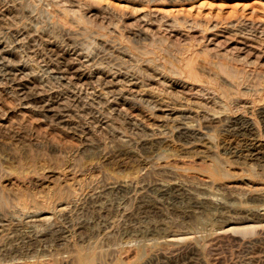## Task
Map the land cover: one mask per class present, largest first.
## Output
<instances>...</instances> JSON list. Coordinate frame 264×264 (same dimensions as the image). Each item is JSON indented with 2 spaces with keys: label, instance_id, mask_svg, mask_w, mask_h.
Masks as SVG:
<instances>
[{
  "label": "rangeland",
  "instance_id": "374dc122",
  "mask_svg": "<svg viewBox=\"0 0 264 264\" xmlns=\"http://www.w3.org/2000/svg\"><path fill=\"white\" fill-rule=\"evenodd\" d=\"M262 112L264 0H0V264H264Z\"/></svg>",
  "mask_w": 264,
  "mask_h": 264
},
{
  "label": "bare ground",
  "instance_id": "6f19581e",
  "mask_svg": "<svg viewBox=\"0 0 264 264\" xmlns=\"http://www.w3.org/2000/svg\"><path fill=\"white\" fill-rule=\"evenodd\" d=\"M27 38V37H26ZM68 48V47H67ZM57 54V53H56ZM55 54V55H56ZM96 56V55H95ZM61 58V57H60ZM100 58V57H99ZM58 60V59H57ZM13 88V87H12ZM17 90V89H16ZM25 90V89H24ZM21 91H23V90H21ZM19 93V92H18ZM10 94H12V93H10ZM20 96V95H19ZM50 99V98H49ZM30 100L31 101H37V98L34 96V95H31L30 94ZM40 101V100H39ZM97 101V100H96ZM47 102V101H46ZM98 102V101H97ZM24 104V103H23ZM44 104V103H43ZM27 105V104H26ZM41 105V104H40ZM45 106H47V110H51L50 109V105H45ZM68 106V105H67ZM43 110H45V109H43ZM60 112V111H59ZM64 112V111H63ZM65 113V112H64ZM67 113V112H66ZM81 114H82V112H81ZM87 114V113H86ZM60 116V115H59ZM260 116L262 117V120L264 121V113L262 112V113H260ZM54 117V116H53ZM94 118V117H93ZM213 118V117H212ZM59 119V118H58ZM217 119V118H216ZM60 120V119H59ZM207 122H209L210 121V119L208 118L207 120H206ZM211 121H213V120H211ZM241 122V121H240ZM263 123V122H262ZM55 124V123H54ZM85 124V123H84ZM232 125H234L236 128H233V130H234V132H235V134H239V135H245V134H249L250 133V131H251V126L250 125H248V124H246V123H240V124H238V123H235V124H232ZM231 125V126H232ZM69 126V125H68ZM228 127V126H227ZM230 128V127H229ZM176 129V138H179V139H181V138H183V139H186V140H190L191 141V139L194 137V135H196V134H194V132H192L190 129H188L186 126H184L183 124H179V125H177V128H175ZM86 131V130H85ZM175 131V130H174ZM231 132V131H230ZM231 133H229V135H230ZM234 134V133H233ZM150 136V135H149ZM146 137V136H145ZM248 137V136H247ZM252 138V137H251ZM249 139V138H248ZM185 140V141H186ZM245 140H246V138H245ZM141 141V140H140ZM187 142V141H186ZM246 142V141H245ZM155 144V143H154ZM154 144H153V142H151L150 140H144V141H142L141 143H140V145H139V147H141L142 149L141 150H147V149H151V147H153L154 146ZM246 144V143H245ZM252 145V144H251ZM243 146V145H242ZM138 147V148H139ZM237 148V147H236ZM247 147H245V149H246ZM117 149H119V148H117ZM124 149V148H123ZM242 149V148H241ZM116 150V149H115ZM113 151H114V149H113ZM113 151H112V153H113ZM117 151V150H116ZM119 151V150H118ZM117 151V152H118ZM121 151V150H120ZM120 151H119V153H120ZM126 151V150H125ZM142 152V151H141ZM231 152V151H230ZM242 152V151H241ZM116 153V152H115ZM125 153V152H124ZM233 153V152H232ZM246 155L245 156H243V157H245L246 159H248V160H250V161H255V162H261V161H264V149L263 148H261V147H250V149H248V150H246ZM117 154V153H116ZM116 154H115V156H116ZM133 154H135V153H133ZM228 154H229V152H228ZM245 154V153H244ZM127 155H128V153H127ZM132 155V154H131ZM233 155V154H232ZM114 156V155H113ZM125 156V155H124ZM123 156V157H124ZM134 156V155H133ZM122 157V156H121ZM131 157V156H130ZM116 158V157H115ZM120 158V157H119ZM126 158V157H125ZM134 159V158H133ZM120 160H121V158H120ZM123 160V159H122ZM117 161V160H116ZM140 161V160H139ZM116 163V162H115ZM146 163V162H145ZM122 164V163H121ZM147 164V163H146ZM258 166V165H257ZM168 173V172H167ZM170 174V173H169ZM166 180H168V178L166 179ZM160 181V180H159ZM168 182V181H167ZM169 183V182H168ZM167 183V184H168ZM172 183V182H171ZM108 184V183H107ZM163 184V183H162ZM161 185V183H159V182H157V180H155V181H153L152 182V184H146V185H143V186H141L140 188V190H138L139 191V194H145V195H147L148 197H151L152 198V200H164V201H166V203L169 201H171V200H173V201H176V200H180L182 197H185L186 195H188V197H189V194L191 193H189L188 191H186L184 188H182V187H180V186H177V185H175V184H172L170 187H169V189L167 188V186H166V188L164 187V186H160ZM128 186H126V185H124V184H109V185H107V186H104V187H102V188H99V190L97 189L94 193H93V195L91 196L90 195V197H91V199H90V197L88 198V199H90V201H91V203L93 204V206L95 205V203L96 202H98V201H100V200H102L103 198H104V196L106 195L107 196V194L108 193H114L113 195L115 196V193L116 194H128V193H130V192H134V190L132 189L133 187L131 186V188H129ZM130 189H132V190H130ZM208 192V191H207ZM92 193V192H91ZM198 193V192H197ZM138 194V195H139ZM141 194V195H142ZM110 195V194H109ZM108 195V196H109ZM118 195V196H119ZM136 195V194H135ZM144 195V196H145ZM258 196V195H257ZM123 197V196H122ZM126 197V196H125ZM134 197V196H133ZM132 197V198H133ZM138 197H140V196H138ZM193 197V196H192ZM264 196H262V199H264L263 198ZM121 198V197H120ZM124 198V197H123ZM136 198V197H135ZM189 198H191V197H189ZM198 198V197H197ZM206 198V197H205ZM259 198V197H258ZM261 198V197H260ZM134 199V198H133ZM150 199V198H149ZM193 199H195V198H193ZM141 200V199H140ZM190 200V199H189ZM192 200V199H191ZM198 200V199H197ZM260 201H262V200H260ZM32 202V201H31ZM168 202V203H169ZM257 202H259V200L257 201ZM143 203V202H142ZM145 203V202H144ZM162 203V202H161ZM214 203V202H213ZM140 204V203H139ZM159 204V203H158ZM142 205V204H141ZM140 205V206H141ZM147 205V204H146ZM162 205V204H161ZM163 205H164V203H163ZM186 205H188V204H186ZM214 205H216L217 207H219V204H215L214 203ZM221 205V204H220ZM90 206V205H89ZM156 206V205H155ZM196 206V205H195ZM198 206V205H197ZM86 207H88L87 205H86ZM133 207V206H132ZM137 207H139V206H137ZM147 207H148V205H147ZM151 207V206H150ZM174 207V206H173ZM203 207V206H202ZM69 208V207H68ZM94 208V207H93ZM142 208V207H141ZM157 208V207H156ZM177 208V207H176ZM179 208V207H178ZM215 208V207H214ZM220 208L221 209H224V205L222 206H220ZM226 208V207H225ZM22 209V208H21ZM66 209V208H65ZM89 209V208H88ZM107 209V208H106ZM173 209V208H172ZM189 209V208H188ZM194 209V208H193ZM221 209H220V211H221ZM228 209V208H227ZM226 209V210H227ZM28 210V209H27ZM31 210V209H30ZM30 210H28L27 212L28 213H26L27 214V216H30V218L31 219H33L34 218V215H33V213L30 211ZM97 210V209H96ZM100 210V209H99ZM141 210V209H140ZM144 209H142V211H143ZM147 210H148V208H147ZM153 210V209H152ZM160 210V209H159ZM21 211V210H20ZM22 211H23V209H22ZM30 211V212H29ZM60 211V210H59ZM138 211V210H137ZM142 211H140V212H142ZM149 211H150V209H149ZM155 211H157V209L155 210ZM154 212V211H153ZM152 212V213H153ZM158 212V211H157ZM156 212V213H157ZM160 212V211H159ZM225 212V211H224ZM58 213V212H57ZM146 213H147V211H146ZM145 212H144V214H146ZM152 213H151V215H152ZM156 213H155V215H156ZM181 213V212H180ZM220 213H223L222 211L220 212ZM254 213V212H253ZM264 213V212H263ZM26 214H25V216H24V218L25 217H27L26 216ZM94 214V213H93ZM97 214V213H96ZM121 214V213H120ZM131 214V213H130ZM143 214V215H144ZM160 213H158V215H159ZM177 214V213H176ZM182 214H183V212H182ZM181 214V215H182ZM257 214V213H256ZM150 215V214H149ZM149 215L147 216V217H149ZM187 215V214H186ZM222 215V214H221ZM220 215V216H221ZM63 216V215H62ZM90 216V215H89ZM103 216V215H102ZM126 216V215H125ZM154 216V215H153ZM183 216V215H182ZM258 216V215H257ZM157 217V216H156ZM155 217V218H156ZM187 217V216H186ZM29 218V219H30ZM66 218V217H65ZM91 218V217H90ZM124 218V217H123ZM151 218V217H150ZM257 218V217H256ZM104 219V218H103ZM102 219V220H103ZM125 219V218H124ZM130 219V218H129ZM128 218H127V220H129ZM132 219V218H131ZM140 219V218H139ZM261 219H264V214H263V216L261 217ZM1 220V219H0ZM26 220V219H25ZM92 220V219H91ZM101 220V221H102ZM148 220V219H147ZM153 220H155V219H153ZM159 220V219H158ZM18 221V220H17ZM66 221H69V219L68 220H66ZM80 221H82V220H80ZM89 221V220H88ZM1 222V221H0ZM30 222V221H29ZM32 222V221H31ZM136 222V221H135ZM157 222V221H156ZM17 223V222H16ZM28 223V222H27ZM69 223V222H68ZM100 223V222H99ZM128 223H129V221H128ZM133 223V222H132ZM131 223V224H132ZM145 223V222H144ZM159 223V222H158ZM161 223V222H160ZM172 223V222H171ZM174 224V223H173ZM17 226V225H16ZM86 226V225H85ZM84 226V227H85ZM159 226V225H158ZM172 226V225H171ZM49 227V226H48ZM81 227H82V225H81ZM137 227V226H136ZM151 227V226H150ZM154 227V226H153ZM26 228V227H25ZM104 228V227H103ZM182 228V227H181ZM20 229V228H19ZM19 229H18V231H19ZM47 229V228H46ZM101 229V228H100ZM17 230V229H16ZM166 230V229H165ZM172 230V229H171ZM183 230V229H182ZM185 230V229H184ZM14 231V230H13ZM30 231V230H29ZM52 231V230H51ZM56 231V230H55ZM28 232V231H27ZM40 232V231H39ZM143 232V231H142ZM178 232V231H177ZM176 232V233H177ZM31 233V232H30ZM54 233V232H53ZM57 233V232H56ZM152 233V232H151ZM175 233V231L174 232H171L170 231V233L167 235V237H168V239H169V237L170 238H178V236H179V234H176ZM17 234H20L19 232H17ZM22 234H23V232H22ZM21 234V235H22ZM24 235V234H23ZM53 235V234H52ZM15 236V235H14ZM26 236V235H25ZM166 236V235H165ZM182 236V235H181ZM187 236V235H186ZM24 237V236H23ZM21 238H22V236H21ZM27 238V237H26ZM166 238V237H165ZM167 239V238H166ZM19 240H21V239H19ZM17 241V240H16ZM23 240H21L20 241V243L22 242ZM25 241V240H24ZM27 241V240H26ZM178 241H179V239H178ZM19 243V244H20ZM26 243H28V242H26ZM161 243V242H160ZM21 244H23V243H21ZM172 256V255H171ZM167 258V257H166ZM170 261V260H169ZM166 262V261H165ZM169 263V262H168Z\"/></svg>",
  "mask_w": 264,
  "mask_h": 264
}]
</instances>
